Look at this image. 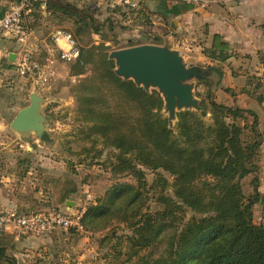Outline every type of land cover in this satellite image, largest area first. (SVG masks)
<instances>
[{
  "label": "trees",
  "instance_id": "trees-1",
  "mask_svg": "<svg viewBox=\"0 0 264 264\" xmlns=\"http://www.w3.org/2000/svg\"><path fill=\"white\" fill-rule=\"evenodd\" d=\"M145 2L136 11H125L121 5L110 11L120 20L129 18L131 24H148L142 11ZM45 4L77 22V33L90 29L104 40L114 30L111 21L106 24L105 20L94 19L95 7L90 4L85 8L64 0H45ZM151 42L159 44L160 40L153 38ZM106 48L104 44L78 48L73 74L84 75L90 56L97 51L99 63L93 69L102 70L107 81L124 90L133 109L122 114V118L113 109L101 111L97 105L102 98L95 93H81L77 100L88 125L87 136L102 137L105 146L116 150L110 162L111 173L116 177L129 175L131 181H116L93 206L84 207L80 217L82 230L93 228L92 220L123 206L117 220L127 232L116 235L115 230L111 231L109 241H115L106 255L111 256V264H264V224L253 221L252 210L256 202L264 201L256 175L262 145L256 113L217 102L210 90L212 81L203 77L197 85L204 86V90L197 92L207 101L208 110L178 112L171 129L161 112L160 94L118 77ZM224 49L225 43L219 42L204 52L225 60ZM93 77L85 76L78 86L83 90L85 82ZM259 86L260 82L256 88ZM256 97L264 101V96ZM207 113L210 120L205 118ZM146 170L153 172L151 182ZM248 175H253V192L246 196L241 179ZM188 212L191 215L187 218ZM166 229L171 233L165 247L153 257L147 251L160 242ZM2 242L1 255L7 250ZM122 245L125 251L121 250Z\"/></svg>",
  "mask_w": 264,
  "mask_h": 264
},
{
  "label": "rangeland",
  "instance_id": "rangeland-1",
  "mask_svg": "<svg viewBox=\"0 0 264 264\" xmlns=\"http://www.w3.org/2000/svg\"><path fill=\"white\" fill-rule=\"evenodd\" d=\"M90 3L93 4L94 0H85L84 5ZM108 4L109 1L106 5L104 3L105 8L103 6H95L94 9L96 17L94 19L97 22L105 20L106 24H109L108 22L111 21L110 23H113L115 26L112 33L106 34V39L104 40H101L98 35L92 34L90 29L77 33L75 31L78 26L77 22L69 20L64 23L67 25L68 30H71L69 33L74 37L79 49L88 48L90 44H104L107 46L105 51L109 56V53L112 51L135 46L130 44L137 45L141 42L138 36L133 37L129 34L128 28L130 25L120 20L119 16L113 15L109 8L111 6ZM120 9H123V7H120ZM43 35L45 36L46 33H43ZM44 40V43H36V51L33 54L35 61L40 66L41 72L44 74L43 77H39L37 73L24 76L17 72L15 76H10L4 81L0 111L6 117H2L4 115L0 116L1 119L4 118L7 132L0 135V141H14L15 135L17 136V140L15 141H45V146L42 148L34 144V151L32 152L38 156L36 158L38 161L42 157V162L46 161L47 167L50 170L55 168L60 172L62 169L64 170V174L75 175L74 177L81 183L77 196H80L81 193L83 194L81 197H78V205L75 207L79 211L83 207L93 206L96 200L102 197L116 181L130 182L131 177L129 175L113 176L110 162L113 161V155L116 153V150L105 146L102 137L98 136L95 138L94 134L91 137L87 136L89 133L86 127L87 122L83 119L82 108L79 100H77V96L86 92L95 93L102 98L101 102H98L99 105H97L101 111L113 109L119 112L122 118L124 117L122 114L131 112L133 105L126 98L124 90L105 79L102 70L96 71L95 68L93 69L99 63L97 51H94L90 56V63L86 65L85 74L74 75V60L66 61L61 58L60 49L50 35H47ZM45 43H47V47H45ZM60 46L65 49L67 48L63 41H60ZM115 68L116 65L114 63L113 70ZM91 75L94 77L91 78V81L85 82V88L82 90L78 84L85 76ZM120 78L122 77L120 76ZM151 90L157 91L163 99L158 87L150 86L148 92ZM33 91L40 94L43 98L41 107L46 118L43 139L42 137L38 138L34 132L29 134V136L21 137L9 127V123L16 111L29 104V94ZM198 93L194 91V97L198 101L200 108L181 109L180 111L193 110L202 112L204 109L208 110L207 101L199 96ZM180 111L176 110L175 118L169 120L168 111L163 99L161 112L167 117L169 128H174L177 121V113ZM205 118L206 120H210V114L207 113ZM17 149L19 150L20 148L17 147ZM258 165L256 173L258 176V191L264 195V142L259 150ZM32 172L31 176H34L35 170H32ZM163 174L171 179L168 173L163 172ZM146 177L151 182L153 172L146 170ZM252 179L253 175H248L241 179L242 189L246 196L253 192ZM26 182L28 183L27 187H36V190L38 186H42L43 184L34 185L29 180H26ZM43 182L44 184L45 182L49 183V181ZM55 184L65 185L64 182ZM150 205L154 206L153 203H150ZM60 207L64 208L63 203ZM114 208L105 217L101 216L92 220L90 225L93 228L91 229H76L73 231L72 229H57L56 239L58 242H52L51 245H45L43 244L44 242L42 244L38 243L35 246H31V244L27 246L24 244L20 245L19 240L14 238L17 235L13 230L2 231L0 232V241H3L2 243L7 245V250L2 255L0 254V264H27L28 262L33 263L35 259H37L36 262L38 264H111V256H106L110 245L115 241L114 238L109 241L111 231L115 230L116 235L127 232L117 220L123 206L120 210ZM252 210L253 221L257 224H264V201L256 202ZM190 215L191 213L188 212L187 218ZM164 231L160 242L147 251L153 257L161 254L165 247L166 239L171 233L170 229ZM33 238L42 239L44 237ZM123 245L121 250L125 251V245ZM33 255L35 256L30 258ZM121 259H125V256H122Z\"/></svg>",
  "mask_w": 264,
  "mask_h": 264
},
{
  "label": "crops",
  "instance_id": "crops-1",
  "mask_svg": "<svg viewBox=\"0 0 264 264\" xmlns=\"http://www.w3.org/2000/svg\"><path fill=\"white\" fill-rule=\"evenodd\" d=\"M13 1L16 0H0V12ZM64 1L78 8L85 6V0ZM107 2L94 0V3L90 4L93 7L105 8L104 3L106 5ZM116 6L118 5L109 8L113 9ZM144 6L142 11L148 19V24H131L128 18L124 22L130 25L129 34L133 37L138 36L141 40L139 44H155L151 41L158 38L160 43L157 45H169L170 49L177 50L186 66L196 65L201 69H207L208 74L204 77L212 81L210 90L217 102L237 105L256 113L263 144L264 101L260 102L256 96L259 94L264 96V0H215L206 9L165 0H147ZM67 21L68 16L59 10L46 8L44 3L36 5L26 23L31 38L35 44H39L45 42L47 35L52 37L57 30L70 32L71 30L64 24ZM185 40L193 42L190 51L180 47V43ZM219 42L225 43L223 50L227 56L225 60L214 59L204 52ZM44 45L47 47V43ZM2 52H6V55H2ZM19 52L18 43L0 36V106L5 79L17 73ZM210 67L215 69H209ZM198 79L192 80L195 82V92L204 90V86L197 85ZM258 82L260 86L256 88ZM0 115L6 117L1 111ZM1 116L0 135L7 132L4 118L1 119ZM15 140L16 135L14 141H0V207H13L23 213L42 211L51 207L65 213L77 212L75 207L78 205V197L83 194L77 196L81 183L74 177L75 175L64 174L62 169L60 172L55 168L50 170L46 161L42 162V157L39 161L36 159L38 156L32 152L34 144L42 148L45 141ZM32 170H35L34 176H31ZM26 180L34 185L43 184L36 190V187H27ZM43 181L49 183L44 184ZM59 182H64L65 185L55 184ZM62 203L64 208L60 207ZM56 230L42 236L44 237L42 239L32 236L14 238L19 240L20 245L35 246L42 242L51 245L52 242H58ZM36 261L37 259L27 264H38Z\"/></svg>",
  "mask_w": 264,
  "mask_h": 264
},
{
  "label": "water",
  "instance_id": "water-1",
  "mask_svg": "<svg viewBox=\"0 0 264 264\" xmlns=\"http://www.w3.org/2000/svg\"><path fill=\"white\" fill-rule=\"evenodd\" d=\"M108 58L114 60L117 76L132 79L145 91L150 86L158 87L169 120L175 118L176 110L200 108L194 97L195 82L192 80L206 76L208 70L196 65L186 66L179 52L169 45L143 43L112 51ZM42 101L37 92L29 94V104L19 109L10 122V128L17 135L26 137L34 132L38 138L42 137L46 123Z\"/></svg>",
  "mask_w": 264,
  "mask_h": 264
},
{
  "label": "built area",
  "instance_id": "built-area-1",
  "mask_svg": "<svg viewBox=\"0 0 264 264\" xmlns=\"http://www.w3.org/2000/svg\"><path fill=\"white\" fill-rule=\"evenodd\" d=\"M106 1V0H101ZM109 5H121L125 9L136 11L143 6L146 0H107ZM191 5L194 8L206 9L215 0H174ZM45 0H16L11 2L0 12V36L13 39L20 45L19 58L17 61V72L21 75L38 74L43 77L39 64L34 59L37 45L31 38L27 27V20L32 16L36 4L44 5ZM52 38L60 49V56L66 61H73L79 55V49L74 37L68 31L57 30ZM60 41L67 48L60 46ZM192 40L182 41L180 47L190 51ZM6 52H2V55ZM84 208L75 213H65L58 208L51 207L42 211L23 213L16 208L0 207V232L13 230L17 237L32 236L42 237L55 229H82L80 217Z\"/></svg>",
  "mask_w": 264,
  "mask_h": 264
}]
</instances>
